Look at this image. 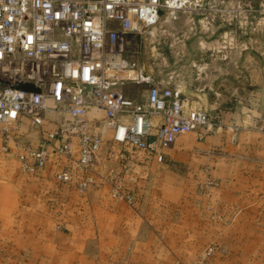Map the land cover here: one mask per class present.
<instances>
[{
	"label": "crops",
	"instance_id": "1",
	"mask_svg": "<svg viewBox=\"0 0 264 264\" xmlns=\"http://www.w3.org/2000/svg\"><path fill=\"white\" fill-rule=\"evenodd\" d=\"M246 54L215 57L220 75L238 74L221 78L233 108L208 112L218 129L179 136L160 163L126 149L128 168L101 147L87 192L54 179L51 149L42 171L26 172L17 156L42 133L11 134L0 150V264H264V68ZM112 173L131 203L111 196Z\"/></svg>",
	"mask_w": 264,
	"mask_h": 264
},
{
	"label": "built area",
	"instance_id": "2",
	"mask_svg": "<svg viewBox=\"0 0 264 264\" xmlns=\"http://www.w3.org/2000/svg\"><path fill=\"white\" fill-rule=\"evenodd\" d=\"M186 5L187 0H0V139L5 143L7 128L25 123L42 133L37 148L23 147L17 156L26 172L42 171L51 149L54 179H76L84 193L95 183V161L107 134L128 168L126 149L160 163L161 150L179 136L203 137L217 126L208 112L192 107L189 95L133 70L127 59L133 38L163 15L174 19ZM128 83L144 85L145 92L137 100L126 97ZM108 179L113 198L133 201L120 180L113 174ZM212 253L208 248L204 260Z\"/></svg>",
	"mask_w": 264,
	"mask_h": 264
},
{
	"label": "rangeland",
	"instance_id": "3",
	"mask_svg": "<svg viewBox=\"0 0 264 264\" xmlns=\"http://www.w3.org/2000/svg\"><path fill=\"white\" fill-rule=\"evenodd\" d=\"M224 51L247 53L246 62L264 68V0H187L186 9L177 13L174 19L163 15L156 26L142 30L137 38H133L127 59L133 70H141L152 79H162L186 90L196 107L214 115L227 113L233 108L231 84L228 85L221 78H228V83H231L238 74L228 65L225 67L227 75H220V61L215 57ZM210 56L212 60L205 59ZM210 62L213 63L212 67L206 69L205 64L210 66ZM133 75L131 72L130 76ZM144 89V85L128 83L123 86V93L137 100ZM217 119H214L217 124L214 129L220 127ZM7 129L12 136L17 131H35L26 123L19 130ZM231 129L237 130L234 127ZM3 144L4 141L0 139V150L6 149L7 144ZM27 146L36 148L25 142L24 147ZM102 147L104 151L101 157L108 162L125 163L116 157L120 148L110 142ZM20 152L23 153V148ZM106 177L108 179L110 175ZM209 186L215 187L216 184ZM209 248H213V255L214 247Z\"/></svg>",
	"mask_w": 264,
	"mask_h": 264
},
{
	"label": "water",
	"instance_id": "4",
	"mask_svg": "<svg viewBox=\"0 0 264 264\" xmlns=\"http://www.w3.org/2000/svg\"><path fill=\"white\" fill-rule=\"evenodd\" d=\"M23 89H30V87H28V86H25V87H23ZM182 93H184V94H187V95H190L189 94V92H187L186 90H181L180 88H178ZM204 112H207L205 109L203 110Z\"/></svg>",
	"mask_w": 264,
	"mask_h": 264
}]
</instances>
